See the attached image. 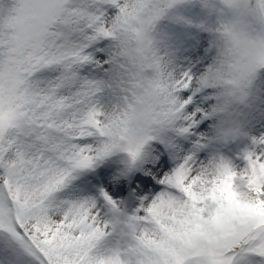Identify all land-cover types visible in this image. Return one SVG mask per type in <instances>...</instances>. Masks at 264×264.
Segmentation results:
<instances>
[{"label": "snow or ice", "instance_id": "6c2138e0", "mask_svg": "<svg viewBox=\"0 0 264 264\" xmlns=\"http://www.w3.org/2000/svg\"><path fill=\"white\" fill-rule=\"evenodd\" d=\"M0 264H264V0H0Z\"/></svg>", "mask_w": 264, "mask_h": 264}]
</instances>
